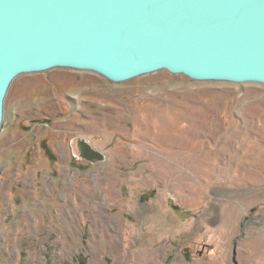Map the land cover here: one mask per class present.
Here are the masks:
<instances>
[{
	"label": "rangeland",
	"instance_id": "374dc122",
	"mask_svg": "<svg viewBox=\"0 0 264 264\" xmlns=\"http://www.w3.org/2000/svg\"><path fill=\"white\" fill-rule=\"evenodd\" d=\"M85 139L104 155H80ZM0 264H264V83L19 74L0 125Z\"/></svg>",
	"mask_w": 264,
	"mask_h": 264
},
{
	"label": "water",
	"instance_id": "95a60500",
	"mask_svg": "<svg viewBox=\"0 0 264 264\" xmlns=\"http://www.w3.org/2000/svg\"><path fill=\"white\" fill-rule=\"evenodd\" d=\"M53 67L264 83V0H0V125L14 78Z\"/></svg>",
	"mask_w": 264,
	"mask_h": 264
},
{
	"label": "bare ground",
	"instance_id": "6f19581e",
	"mask_svg": "<svg viewBox=\"0 0 264 264\" xmlns=\"http://www.w3.org/2000/svg\"><path fill=\"white\" fill-rule=\"evenodd\" d=\"M113 81V80H112ZM123 81V80H122ZM118 82V81H117ZM93 147V146H92Z\"/></svg>",
	"mask_w": 264,
	"mask_h": 264
}]
</instances>
